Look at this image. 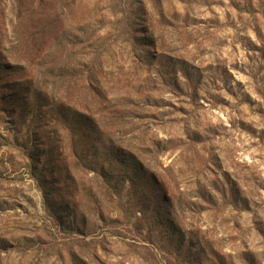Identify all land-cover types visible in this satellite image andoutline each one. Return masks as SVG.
I'll list each match as a JSON object with an SVG mask.
<instances>
[{"label":"rangeland","instance_id":"obj_1","mask_svg":"<svg viewBox=\"0 0 264 264\" xmlns=\"http://www.w3.org/2000/svg\"><path fill=\"white\" fill-rule=\"evenodd\" d=\"M0 264H264V0H0Z\"/></svg>","mask_w":264,"mask_h":264}]
</instances>
